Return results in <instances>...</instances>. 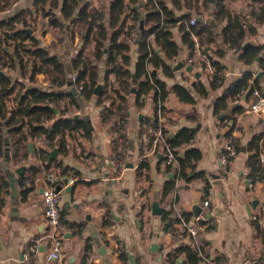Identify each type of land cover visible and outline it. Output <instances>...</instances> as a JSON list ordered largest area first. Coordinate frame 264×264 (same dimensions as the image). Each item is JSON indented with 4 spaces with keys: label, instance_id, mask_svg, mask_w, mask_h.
Listing matches in <instances>:
<instances>
[{
    "label": "crops",
    "instance_id": "1",
    "mask_svg": "<svg viewBox=\"0 0 264 264\" xmlns=\"http://www.w3.org/2000/svg\"><path fill=\"white\" fill-rule=\"evenodd\" d=\"M85 1L89 6L107 7L112 0ZM138 1L129 5L144 13ZM141 1L145 6L147 0ZM164 1L175 19L181 15L184 17L174 19L169 28L171 39L178 45L179 52L172 58H165L167 71L150 66L168 90L164 111L159 119L169 136L175 135L182 127L195 129L193 139L176 147V150L183 154L189 147L199 149L201 157L195 172L202 171L204 176L175 178L174 172L165 169L163 162L159 161L164 152L162 144L151 143L147 147L144 142L140 150V122L144 117L154 115L151 94L145 97L140 108L135 105L134 96H129L122 138L109 125L101 122L100 109L96 104L97 93L88 100L78 98L80 105L75 117L90 122L89 137L78 132L64 134V146L54 144L44 161L36 155L38 148L43 145L42 139L27 142V157L24 161L12 164L0 160V169L6 173L13 172L15 179V188L9 185L7 193L0 190V264H21L20 253L30 245H35V250L29 251L28 264H191L179 247L192 245L193 241L201 243L208 256L207 261L201 259L195 264H264V161L259 157L264 152L263 124L259 116L246 111L247 94L234 98L228 96L223 101H217L228 84L244 72H251L257 77L259 86L264 88V71L259 65V58L264 62V49L257 56L258 59L255 58L251 63L241 61L237 51L229 48L222 39L227 20L223 18L218 21L214 16L215 0H209L206 6L203 4L204 18L198 23L210 26L213 40L202 47L197 35L191 33L190 37L193 43H198L210 63L217 62L221 66L222 82L212 88L210 82L215 72H211L205 61L196 59L192 64L186 61L193 56V45L189 47L183 43L180 26L187 29L192 26L187 22L192 8L187 6L186 0ZM32 3L33 0H17L13 10L0 16L29 8ZM223 4L232 12L244 13L250 8L251 0H223ZM41 18L47 21L46 17ZM247 21L254 24L251 20ZM131 22L129 16L127 24ZM47 27L54 32L55 28ZM256 31L246 36L247 43L264 45V22L257 25ZM66 32L63 41L57 43L58 48L55 51L48 48V51L56 53L66 67L67 83L59 91L72 92V85L68 83L72 74L70 60L76 54L80 41L77 32H73V35ZM35 36L39 42L43 40L40 44L43 47L57 40L45 29L39 30V35ZM150 42L155 51L163 56L153 36ZM129 53V68L132 71L137 55L135 43L131 45ZM100 67L97 85L100 84L101 91L103 61ZM38 78L39 86H44L43 74H39ZM198 82L207 91L205 95L195 89ZM174 85L183 87L191 101L179 98L173 90ZM216 103L218 109L215 111ZM228 136L233 140L235 154L223 171L218 153L224 138ZM118 144L122 149V167L115 171L113 146L117 147ZM254 154V161L258 160L256 171H252V163H249V158ZM140 161L148 162L149 169L144 173L143 169L137 175ZM31 163L39 165L40 169L33 188L22 199L17 179L27 173ZM63 167H67V170L58 172ZM46 170H53L61 182H65L67 177L74 178L72 183L61 187L58 203L62 220L59 224L60 260L46 258L50 244L42 201ZM169 179H175V190L167 193L163 200V187ZM204 197L209 199L206 207L201 202ZM164 210L169 211L172 220L178 217L180 220L185 219L181 213L189 214L186 220L198 216L203 228L197 236L178 237L171 232V227L177 222L167 229L163 227L164 223L168 225L170 221L162 220Z\"/></svg>",
    "mask_w": 264,
    "mask_h": 264
},
{
    "label": "trees",
    "instance_id": "2",
    "mask_svg": "<svg viewBox=\"0 0 264 264\" xmlns=\"http://www.w3.org/2000/svg\"><path fill=\"white\" fill-rule=\"evenodd\" d=\"M10 2L11 0H0V10L7 7ZM136 2L137 0L126 2L112 0L107 7H100L89 6L85 0H33L29 8H21L12 14L0 16V160H7L12 164L24 161L27 157V142L42 139L43 145L38 148L36 155L44 161L54 144H58V147L64 146L62 143L64 134L71 135V132H78L84 137H89L90 122L75 117V111L80 105L78 98L88 100L93 96L101 75L100 62L103 61V84L96 99L101 122L109 125L112 131L122 138L127 122L129 96H134L135 105L140 108L144 104L145 97L151 94L154 101V115L144 117L140 122L138 131L140 150L144 142L147 147L152 143L153 136L148 126L152 129H160L164 137L160 144L164 149L168 145L174 155L173 164L166 163L164 157L159 159L165 169L174 172L175 178L189 179L193 176H204L202 171L195 172L201 157L199 149L189 147L183 154H179L176 150V147L193 139L195 129L182 127L172 136L164 131L159 118L164 111L168 90L165 83L150 69L152 65L167 71L165 58H172L178 54V45L172 41L169 28L175 20L184 16L175 19L164 0H147L146 5H142L144 13L129 5ZM207 2L209 0H203L205 6ZM186 4L189 8L197 6L196 0H186ZM214 6H216L214 16L217 20L223 18L227 20L222 30L224 43L237 51L241 61L251 63L260 55L264 45L248 44L246 36L255 34L257 25L264 22V0H251L250 8L244 13L230 11L223 4V0H215ZM39 16L47 18V21L42 23L44 26L60 31L55 34L57 40L47 47L40 45L34 35V27L30 23V18L35 19ZM129 16L132 22L127 24ZM247 19L254 24L248 23ZM140 21H142L141 28ZM134 27H136V37L132 38L130 33ZM180 28L183 32L182 41L189 47L193 45L191 33L198 36L199 45L202 47L213 40V32L208 24L197 22L188 29L183 26ZM66 31L71 35L77 32L80 41L76 54L70 60L71 71L76 74V78L70 83L72 92L59 91V88L67 83L66 67L56 53L48 51V48L53 51L58 48L57 43L63 41L62 37L67 33ZM151 36L154 37L163 56L152 47ZM134 43L137 55L131 71L129 52ZM213 64L217 71L210 85L215 88L222 82V70L217 62ZM259 65L264 71L262 58H259ZM39 74L44 76V86H39ZM254 87L261 88L257 77L251 72H244L228 84L217 101H223L228 96L233 98L242 96ZM195 89L204 95L207 93L199 82L195 85ZM173 90L182 100L191 101V97L183 87L174 85ZM217 109L218 103L214 106V110ZM115 148L113 146V149ZM121 151L122 149L119 151L120 155ZM255 155L249 158L252 171H256L258 167L256 165L258 160L254 161ZM39 169V165L31 163L27 173L21 174L17 179L22 199H25L27 192L33 188ZM143 169V173L149 169L148 162L140 161L136 174L139 175ZM66 170L67 167H63L58 172L64 173ZM9 185L6 171L0 169V190L3 189L4 193H7ZM174 190L175 179L166 180L162 199L165 200L167 193ZM205 191L208 194L207 187ZM181 215L185 219L189 217L186 213ZM171 217L168 210L162 212V220H170L168 225L167 222L164 223L165 229L180 220L179 217L173 220ZM60 221L62 223L61 216L59 224ZM179 250L186 253L191 264L201 259L208 260L201 243L196 241L189 246L181 245Z\"/></svg>",
    "mask_w": 264,
    "mask_h": 264
},
{
    "label": "built area",
    "instance_id": "3",
    "mask_svg": "<svg viewBox=\"0 0 264 264\" xmlns=\"http://www.w3.org/2000/svg\"><path fill=\"white\" fill-rule=\"evenodd\" d=\"M145 1V0H144ZM17 0H11L10 4L5 7L3 10H0V14L8 13L13 10L14 6H16ZM196 7L192 8V10L188 13L187 22L191 25L196 24L199 20L204 18L205 9L203 7V0H196ZM137 27V26H136ZM136 27L131 30V37H136ZM141 28V27H140ZM193 56L187 58V63L192 64L194 60L199 59L200 61H205V64L211 70V72H216V66L210 61L206 54L201 51L200 46L197 42L193 43L192 47ZM1 67V65H0ZM76 78V74L73 72L70 76V80L74 81ZM247 103H246V111L252 114L259 116L262 121L264 128V88L254 87L247 93ZM148 130L152 134V143L160 144L164 140L163 133L160 129H152L148 126ZM121 150L120 144L113 150V166L114 170L118 171L122 167V162L120 158L119 151ZM235 154V147L233 145V140L230 136L225 137L222 143L221 149L218 153V160L221 165L223 171H225L227 167L228 160ZM162 157H164L166 163H174V155L172 149L167 145L162 153ZM259 157L262 161H264V152L259 154ZM59 176L53 171L49 170L45 172L44 175V185L42 188V201L44 206V214L46 218L47 224V235L49 237V248L46 253V258L49 260H60L61 258V234L59 231V219L60 212L58 209V203L61 196V187L66 184H70L74 181V178L67 177L65 182H61ZM202 205L208 206L209 199L208 197H204L202 199ZM203 226L199 222V217L196 216L193 219L186 220L182 218L179 222L175 224V226L171 229V232L178 236L184 237L187 235H196L197 232L202 229ZM35 245H30L26 251H21L20 253V263L28 264L29 263V251H34ZM207 264H212L211 262H207Z\"/></svg>",
    "mask_w": 264,
    "mask_h": 264
},
{
    "label": "rangeland",
    "instance_id": "4",
    "mask_svg": "<svg viewBox=\"0 0 264 264\" xmlns=\"http://www.w3.org/2000/svg\"><path fill=\"white\" fill-rule=\"evenodd\" d=\"M30 23H31V25H33V27H34V31H35V33H36L37 35H39V30H43V29H45V31H48L49 34H51L53 37H55V34H57V33L60 32V31H58V30H56V29H54V32H53V30H51L50 28L44 26V25L42 24V23H44V19H42L41 17H40V18H39V17H36L35 19L30 18ZM43 32H44V31H43ZM36 34H35V35H36ZM43 34H45V32H44ZM55 38H56V37H55ZM42 43H43V40L40 41V44H42ZM44 45H46V44H44Z\"/></svg>",
    "mask_w": 264,
    "mask_h": 264
},
{
    "label": "water",
    "instance_id": "5",
    "mask_svg": "<svg viewBox=\"0 0 264 264\" xmlns=\"http://www.w3.org/2000/svg\"><path fill=\"white\" fill-rule=\"evenodd\" d=\"M142 4H143L142 1L139 0L138 1V6H142ZM140 27H142V22L141 21H140ZM256 59H258V57H256ZM133 80H134V75H133ZM68 83H71V80H69ZM99 88H100V84L95 87L94 93L98 94L100 92ZM7 177L9 179L11 188H15V186H14V180L15 179H14V176H13V172H8L7 173Z\"/></svg>",
    "mask_w": 264,
    "mask_h": 264
}]
</instances>
